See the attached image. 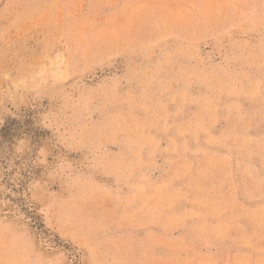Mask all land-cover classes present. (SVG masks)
I'll list each match as a JSON object with an SVG mask.
<instances>
[{
	"label": "rangeland",
	"instance_id": "374dc122",
	"mask_svg": "<svg viewBox=\"0 0 264 264\" xmlns=\"http://www.w3.org/2000/svg\"><path fill=\"white\" fill-rule=\"evenodd\" d=\"M0 264H264V0H0Z\"/></svg>",
	"mask_w": 264,
	"mask_h": 264
}]
</instances>
